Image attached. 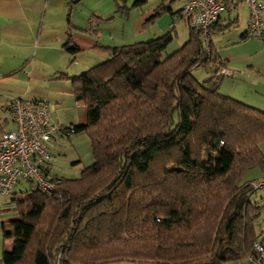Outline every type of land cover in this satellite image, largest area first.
Listing matches in <instances>:
<instances>
[{
    "label": "trees",
    "instance_id": "16d2710c",
    "mask_svg": "<svg viewBox=\"0 0 264 264\" xmlns=\"http://www.w3.org/2000/svg\"><path fill=\"white\" fill-rule=\"evenodd\" d=\"M168 10L159 5L149 20ZM189 26L171 52L172 24L108 48L107 59L71 77L88 121L60 133L86 134L92 161L78 177L38 165L54 189L45 195L30 183L13 198L0 264H249L262 232L254 180L243 175L256 167L264 178V110L220 94L219 76L193 75L224 63L209 33L206 52Z\"/></svg>",
    "mask_w": 264,
    "mask_h": 264
},
{
    "label": "crops",
    "instance_id": "0c3cea01",
    "mask_svg": "<svg viewBox=\"0 0 264 264\" xmlns=\"http://www.w3.org/2000/svg\"><path fill=\"white\" fill-rule=\"evenodd\" d=\"M183 1L0 0V128H15L9 107L14 98L45 102L51 120L59 126L85 124L87 107L75 98L71 77L107 59L108 48L131 43L125 34L128 25L157 23L160 29L154 31L153 37L170 31L172 13L180 11ZM159 5H167L169 10L150 21ZM240 5L244 8H239ZM262 18L264 23V10ZM248 20L247 6L225 0L209 31L214 53L231 72L220 77L217 88L222 95L264 110V41L245 36ZM180 21L189 27L188 38L190 26L187 21ZM72 47L76 49L74 53L70 51ZM204 68L209 70L206 76L214 74V66ZM77 137L78 134L68 136L60 132L53 136L49 158L44 162L50 173L51 161L58 159L50 156L54 148L72 151L63 156L71 155L72 164L79 162V154L73 147ZM66 140L70 148L64 147ZM263 146L264 142L260 144L261 150ZM21 196V192L16 194L14 190L13 198ZM7 216L0 214V255L12 242V238L3 237L2 229L12 228L11 220L16 216L13 211Z\"/></svg>",
    "mask_w": 264,
    "mask_h": 264
},
{
    "label": "built area",
    "instance_id": "2783aa9c",
    "mask_svg": "<svg viewBox=\"0 0 264 264\" xmlns=\"http://www.w3.org/2000/svg\"><path fill=\"white\" fill-rule=\"evenodd\" d=\"M232 1L243 3L248 8L245 36L264 41V0ZM224 6L225 0H184L180 11L173 15L171 24L174 26L185 20L197 28L207 52L209 28L217 21ZM89 26H92L91 22ZM214 75L229 76L231 72L221 67ZM9 107L15 128H0V194L11 195L20 182H30L43 194L50 195L54 183L42 175L38 165L49 158V143L60 132V126L51 120L47 105L41 100L14 98ZM251 184L254 190L264 186V178ZM247 261L249 264H264V233L253 242V253Z\"/></svg>",
    "mask_w": 264,
    "mask_h": 264
},
{
    "label": "rangeland",
    "instance_id": "374dc122",
    "mask_svg": "<svg viewBox=\"0 0 264 264\" xmlns=\"http://www.w3.org/2000/svg\"><path fill=\"white\" fill-rule=\"evenodd\" d=\"M154 1V0H153ZM180 2L176 3V5H179ZM241 4V3H240ZM243 4V3H242ZM244 6H246L244 4ZM239 8H244L243 5H240ZM172 23V22H171ZM121 26H119V29ZM160 29L156 23V26L154 24H131L126 27L125 34H127L130 38V42L135 41H145L150 38H152V35L155 30ZM175 28V37L174 39L169 43V46L166 47L165 52H171L174 48L179 47L182 45V43L186 40L189 27L184 22L180 21L177 22L174 25ZM160 35V34H159ZM209 72L208 69L204 67H197L192 70L193 75L198 78L200 81H203V79L207 78L206 74ZM209 74V73H208ZM64 147L71 146L68 142V140L65 141ZM74 149L79 154V162L73 163V159L71 158V155L64 157L63 154L66 153L64 148H54L51 151L50 156L55 157L54 159L57 161L52 163V174H56L59 177H78L80 175L81 169L87 165H89L92 161L91 158V152H90V145L89 140L86 134L80 133L77 137V144ZM70 148V147H69ZM68 148V149H69ZM262 150H264V146L262 147ZM72 152V151H70ZM67 152L66 154L70 153ZM58 153H61V156L58 155ZM62 157V158H61ZM261 175V176H259ZM259 176V177H258ZM263 177L261 171L254 167L248 169L244 175L243 180L252 179L254 182H257L259 179ZM30 186V182H20L17 186H15L14 190L16 194H19L21 192L22 187L28 188ZM251 190H254L252 184L250 183ZM251 202L255 203V205L259 206L260 214L259 218L257 219L255 231L258 234L259 232L264 231V186L257 187L254 191H252V194L250 196ZM14 202H13V194L11 195H2L0 194V214L4 215L5 217L8 214H11L13 211ZM2 209H7V211H2ZM11 212V213H10ZM6 224H9L8 222ZM1 253V252H0ZM229 264V263H227Z\"/></svg>",
    "mask_w": 264,
    "mask_h": 264
}]
</instances>
